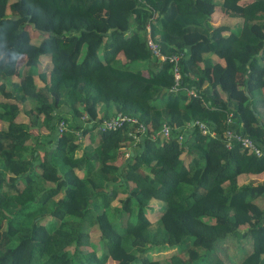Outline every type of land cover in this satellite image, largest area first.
<instances>
[{
	"label": "trees",
	"instance_id": "obj_1",
	"mask_svg": "<svg viewBox=\"0 0 264 264\" xmlns=\"http://www.w3.org/2000/svg\"><path fill=\"white\" fill-rule=\"evenodd\" d=\"M9 1L0 264H264V179L249 176L264 153L224 138L233 110L264 144V0ZM220 11L238 21L213 24ZM119 113L136 120L97 127ZM164 125L172 136L152 138Z\"/></svg>",
	"mask_w": 264,
	"mask_h": 264
},
{
	"label": "built area",
	"instance_id": "obj_2",
	"mask_svg": "<svg viewBox=\"0 0 264 264\" xmlns=\"http://www.w3.org/2000/svg\"><path fill=\"white\" fill-rule=\"evenodd\" d=\"M147 43L152 50L153 54L156 55L160 59H165V55H163L160 52L159 44L153 39V37L150 34V25L147 24V33H146ZM179 55L174 54L172 58L177 61ZM176 79L179 78V72L177 67L174 68ZM193 90H189V93H192ZM132 121L134 122L136 119L133 117H128L124 114H117L116 116L111 117L110 119H104L101 122L97 123V127L100 129H118L121 127L124 121ZM227 121L229 123V127L224 132V138L226 140V145L230 146L233 143L237 142L242 147L247 148L249 151L254 152L257 155L264 153V144H259L256 140H254L252 137L247 136L243 134V132L240 130V120L238 117H236L233 110H230L227 112ZM191 126L196 125L202 132H207L211 134H215L214 129L210 128L209 124L205 121H199L196 120L190 124ZM65 124L64 121H60L57 124V133L60 134L64 131ZM188 127L184 128L181 133L177 132V136L179 138H182L185 131L188 130ZM178 130V128H177ZM179 131V130H178ZM173 128H170L169 126H162L159 130H157L153 135L152 138L156 137H164V138H170L172 136ZM145 134L146 133V127L145 125L140 124L139 127L135 129L133 132V135L138 140V134Z\"/></svg>",
	"mask_w": 264,
	"mask_h": 264
},
{
	"label": "rangeland",
	"instance_id": "obj_3",
	"mask_svg": "<svg viewBox=\"0 0 264 264\" xmlns=\"http://www.w3.org/2000/svg\"><path fill=\"white\" fill-rule=\"evenodd\" d=\"M11 1H13V0H10L9 2H11ZM11 11V9H10V7L8 6L7 7V12H10ZM217 21H225V22H228V23H234V22H237L238 21V19L237 18H230L229 16H225V17H223L222 19H218ZM28 27H30V26H28ZM33 31V32H32ZM31 33H32V40L33 41H39V40H41L42 39V36H43V34L42 33H40V32H38V31H36V30H32V27H31ZM20 62L22 63L23 62V59H20ZM34 77H35V79H36V81H38V80H40L39 78H38V76H37V74H34ZM13 79H17L16 77H13ZM39 82V81H38ZM77 120L80 122H82V119H80V118H77ZM83 123V122H82ZM40 130H38V132H39ZM41 132V131H40ZM46 137H42L41 138V145L42 144H46V142L43 140V139H45ZM115 201H117V200H115ZM151 204H152V207L154 208V209H151L150 211H149V217H150V219L152 220V221H154L155 220V218H156V216H157V214H156V210L160 207V205H159V203L157 202V201H155L154 199H152L151 200ZM98 252H99V250H97ZM107 264H110L109 262L107 263Z\"/></svg>",
	"mask_w": 264,
	"mask_h": 264
},
{
	"label": "crops",
	"instance_id": "obj_4",
	"mask_svg": "<svg viewBox=\"0 0 264 264\" xmlns=\"http://www.w3.org/2000/svg\"><path fill=\"white\" fill-rule=\"evenodd\" d=\"M225 13L223 12V11H220V13L219 14H217V15H215V19H214V21L212 22L213 24H218V23H220V21H217L218 19H222L223 17H225V16H223ZM230 18H232V17H230ZM204 56H207V55H209V53H204L203 54ZM214 59H218L215 55H213L212 56ZM220 61H221V59H219ZM39 78V77H38ZM35 81H36V79H35ZM39 81V82H38ZM38 81H36V83L38 84V85H43V82H42V80L40 79V80H38ZM208 84H205L204 85V90L205 91H207L208 89H209V86H207ZM263 91H264V88H263ZM25 120V119H24ZM39 130L41 131H39L41 134H47L49 131H48V129L45 127V126H42V127H40L39 128ZM43 137H46L45 139H43L45 142H46V144H45V146L46 147H50V146H52V143H51V139L54 137L52 134L51 135H49V136H43ZM249 176H254L256 179H260V180H262V179H264V172H261V173H258V174H249ZM245 178L246 176L245 175H241L239 178Z\"/></svg>",
	"mask_w": 264,
	"mask_h": 264
}]
</instances>
